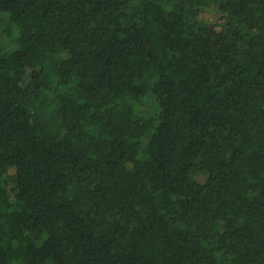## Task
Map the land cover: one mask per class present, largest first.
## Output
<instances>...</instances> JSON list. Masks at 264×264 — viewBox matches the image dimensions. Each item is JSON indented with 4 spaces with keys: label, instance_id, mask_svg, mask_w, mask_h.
<instances>
[{
    "label": "trees",
    "instance_id": "1",
    "mask_svg": "<svg viewBox=\"0 0 264 264\" xmlns=\"http://www.w3.org/2000/svg\"><path fill=\"white\" fill-rule=\"evenodd\" d=\"M0 264H264V0H0Z\"/></svg>",
    "mask_w": 264,
    "mask_h": 264
},
{
    "label": "rangeland",
    "instance_id": "2",
    "mask_svg": "<svg viewBox=\"0 0 264 264\" xmlns=\"http://www.w3.org/2000/svg\"><path fill=\"white\" fill-rule=\"evenodd\" d=\"M216 5L214 2H211L210 5L206 6L205 8L201 9L200 11V19L206 20L207 22H214L216 18ZM13 172V169L10 170ZM200 181L204 180V176L200 175L199 176ZM12 188L13 186L10 184L9 190L12 193Z\"/></svg>",
    "mask_w": 264,
    "mask_h": 264
}]
</instances>
